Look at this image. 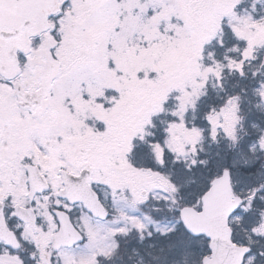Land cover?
Segmentation results:
<instances>
[{"label":"snow or ice","instance_id":"snow-or-ice-1","mask_svg":"<svg viewBox=\"0 0 264 264\" xmlns=\"http://www.w3.org/2000/svg\"><path fill=\"white\" fill-rule=\"evenodd\" d=\"M0 264H264V0H0Z\"/></svg>","mask_w":264,"mask_h":264}]
</instances>
